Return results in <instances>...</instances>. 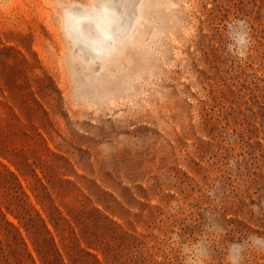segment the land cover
Listing matches in <instances>:
<instances>
[{"label": "rangeland", "instance_id": "374dc122", "mask_svg": "<svg viewBox=\"0 0 264 264\" xmlns=\"http://www.w3.org/2000/svg\"><path fill=\"white\" fill-rule=\"evenodd\" d=\"M118 2L0 0V264H264V0Z\"/></svg>", "mask_w": 264, "mask_h": 264}, {"label": "bare ground", "instance_id": "6f19581e", "mask_svg": "<svg viewBox=\"0 0 264 264\" xmlns=\"http://www.w3.org/2000/svg\"><path fill=\"white\" fill-rule=\"evenodd\" d=\"M118 16L114 11L102 12L97 9L86 13H68L66 27L72 31L74 40L83 44L95 56L108 54L118 44L112 32H121L123 29L118 24ZM107 36L105 42L108 47L100 45L99 38ZM91 37V38H89ZM113 52V51H112Z\"/></svg>", "mask_w": 264, "mask_h": 264}, {"label": "clouds", "instance_id": "9594fccd", "mask_svg": "<svg viewBox=\"0 0 264 264\" xmlns=\"http://www.w3.org/2000/svg\"><path fill=\"white\" fill-rule=\"evenodd\" d=\"M250 240L256 245L264 244V240H261L260 238L253 237L250 238ZM248 246V242L234 243L229 245L224 256V264H242L244 254Z\"/></svg>", "mask_w": 264, "mask_h": 264}, {"label": "snow or ice", "instance_id": "6c2138e0", "mask_svg": "<svg viewBox=\"0 0 264 264\" xmlns=\"http://www.w3.org/2000/svg\"><path fill=\"white\" fill-rule=\"evenodd\" d=\"M121 4L118 2V0H96L95 7L97 10L102 11V12H108V11H115L117 10ZM109 38L107 36L99 38L98 42L100 45L108 47L105 42Z\"/></svg>", "mask_w": 264, "mask_h": 264}]
</instances>
